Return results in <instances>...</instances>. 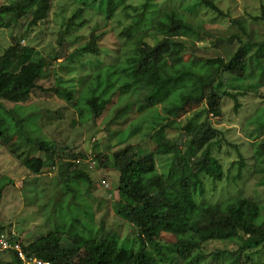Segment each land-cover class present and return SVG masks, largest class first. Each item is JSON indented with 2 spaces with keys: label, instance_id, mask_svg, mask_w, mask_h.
<instances>
[{
  "label": "clouds",
  "instance_id": "clouds-1",
  "mask_svg": "<svg viewBox=\"0 0 264 264\" xmlns=\"http://www.w3.org/2000/svg\"><path fill=\"white\" fill-rule=\"evenodd\" d=\"M49 2L48 16L12 31V41L5 33L0 47V75L13 77L0 87V264H95L88 247L126 236L143 239L148 264H234L231 252L241 264H264V223L254 221L264 217V120L248 123L264 111V0H111V18L93 0ZM32 49L51 62L53 77L25 99V69L39 60ZM124 60L123 75L135 78L119 89L110 71L112 100L130 118L152 108L160 119L141 122L121 143L115 125L74 105L82 93L100 105V69ZM178 85L176 104L167 103ZM161 149L163 170L147 182L128 175L132 200L118 197L126 162L151 165ZM141 197L178 205L177 239L159 255ZM227 235L235 240H209Z\"/></svg>",
  "mask_w": 264,
  "mask_h": 264
},
{
  "label": "trees",
  "instance_id": "trees-1",
  "mask_svg": "<svg viewBox=\"0 0 264 264\" xmlns=\"http://www.w3.org/2000/svg\"><path fill=\"white\" fill-rule=\"evenodd\" d=\"M93 3L97 5L98 10H102L108 15L106 18H111V0H93ZM51 11V4L49 0H7V2L3 5H0V30H13L16 28H24L27 30L28 28H32L35 26L36 21L38 19H43L44 17L48 16ZM32 14V19L31 21L28 20L29 14ZM76 16L74 14L73 19H75ZM164 23V21H162ZM174 31V30H173ZM27 32H25V35ZM99 40V36L96 38ZM14 40V38H13ZM35 49H32V55L35 56ZM135 57H128V60H133ZM235 59V57H233ZM44 61H39L34 64V66L31 69H25L26 72H29L32 74L31 79H27L25 83V91L21 92L20 95H22L24 98L29 97V93L33 92V89L37 88V83L38 80H40L42 77L39 73L40 68H45L46 65H44ZM123 65H120V64ZM183 63V61H182ZM116 65L114 68H109L107 67L105 69L104 74L99 73L98 77V92L99 95L104 96V99L102 103L98 106L92 105V103L87 99V96L82 93L81 95V101L79 104L83 103L81 105V108L83 107L84 112H89L91 109V116L90 118L93 121L98 120L105 112V105H110L112 103V97L115 96L117 93L111 91L108 89V81H109V76L108 73L110 71L113 72L112 75V81H119V89H124L128 87V81L129 79H134L135 77L132 76L131 73L129 75L125 76L123 75L124 73H128L129 70V63L124 60L123 62H116ZM185 67H189V64H185ZM5 68L8 67L7 62L4 65ZM133 67V71H137L135 66ZM177 70H179L180 65H177ZM102 72V71H101ZM45 73V72H44ZM12 80L13 77L12 75L5 71L3 72L2 75H0V87H8L12 85ZM108 89L107 95H105V90ZM119 89L117 91H119ZM134 91V89H133ZM182 88L178 85L176 88V91L173 93L172 96L168 98L167 103L169 104H176V101L179 99V96L181 94ZM56 93H59V88L55 89ZM213 96H216L217 93H213ZM66 99H71L72 94L68 93V95L65 97ZM207 103L210 104V106L215 109V101L212 100L211 97H209V100ZM177 107H182V105H176ZM99 107V111H96L95 108ZM147 111L153 110L152 108L145 109ZM144 111V110H143ZM116 120H126L128 115H123L121 113V109H119L117 112ZM187 114V113H185ZM215 115H219V112H215ZM122 115V116H121ZM256 117V116H255ZM160 117H158V120ZM156 119V122L158 121ZM254 119H250L249 123H254L255 121H252ZM259 120H264V112H262L260 115L257 117V121ZM136 127V126H134ZM134 127L132 130H134ZM2 134V133H0ZM132 135V132L128 134V137H123L122 133L119 135V141L121 143L125 142L127 139H129ZM44 146L41 145V148ZM132 145H128L126 148L122 149L121 151L123 152H128L131 149ZM262 148H264V145H261ZM168 154L166 152H163L161 149L160 154L153 159V163L151 165L148 164H143L141 165L139 161L135 162L136 163V169H132V164L133 161H127L125 168L126 171H124V177L121 178V184H123V188L119 187L120 191V196L131 201L132 196L129 194L128 191V186L127 184H124V178H126L128 175H133L135 178L136 176L139 177V181H150L153 180L154 177L157 175V166H156V159L157 158H165ZM34 163H38L40 167H43V161L40 160V158H36ZM143 169V170H141ZM192 183H196V178H192ZM139 195V193H137ZM147 194L145 193V196ZM143 200V207L141 208V212L144 213L147 217V220L145 223L149 225V228L146 230L148 231V237H149V242L152 241L153 238H155L158 243L156 245V251L157 254L159 255L161 249L168 248L173 245V241L177 239V236L174 233H178L179 229L178 227H175L178 224L179 220V215L177 212L178 205L172 204L169 205L166 200L163 201H158L154 202L150 198L149 199H144L141 197ZM240 207L243 206H238L237 211H240ZM192 212H197L198 210L193 208L190 209ZM254 221L257 224L264 223V217L254 214ZM158 230V231H157ZM168 236L169 238V243H163L162 238L163 236ZM209 240L211 241V244L213 247H216L218 245H224L225 243H231L232 241L235 240L234 235H227L224 237H216L213 239L212 237H209ZM252 243H258L257 241H252ZM134 245H138V248L133 249L127 248L120 246L119 243L116 240H110L108 241L107 244H105L103 241L95 247H88L86 251L84 252V256L88 257V259L93 260L95 264H128L129 260L132 259L133 256L136 257V261L133 262V264H148V260L145 258L146 253L143 251L144 248V241L143 239H136L134 241ZM103 249V251H100V249ZM79 251V249H73L72 252L75 253ZM225 251H230L229 249H225ZM232 256H235V262L234 264H241L240 262V257L236 255L235 252H231ZM82 264H87L86 261H82ZM186 264H192L190 260H186Z\"/></svg>",
  "mask_w": 264,
  "mask_h": 264
},
{
  "label": "rangeland",
  "instance_id": "rangeland-1",
  "mask_svg": "<svg viewBox=\"0 0 264 264\" xmlns=\"http://www.w3.org/2000/svg\"><path fill=\"white\" fill-rule=\"evenodd\" d=\"M6 2H7V0H4V2L0 3V5H3ZM19 29H21V28H16V29H13V30H5V29L4 30H0V47L3 46V40H4V37H5V33H8L7 39L9 41H12L14 37L11 35V32L12 31H17L18 32ZM24 29H25V27H24ZM106 36H107L106 32L105 33H101L100 36H99V40H103L104 37H106ZM114 43H118V42H114ZM35 56L39 57L38 62L39 61H44L45 62L44 65H48V64L51 63L50 61H46L42 56H40V53L37 52V51L35 52ZM120 62H123V61H120ZM194 63H195L194 61H189L187 64H189L190 68H193ZM116 65H118V64L115 63V66ZM120 65H123V64H120ZM106 68H107V66L102 67L100 69L99 73H103L104 74ZM52 77H53V73L48 72L47 68H46L43 77L40 80H38V83H37L38 85H37V88L35 90L37 92H45V90L47 88H49V83L48 82L52 80ZM40 81H42V82H40ZM35 96H36V94L33 92L32 96H29V97H27L25 99H32ZM36 98H39V97H36ZM45 98L48 99L49 97H47V95H45ZM80 101H81V96H80ZM79 102L77 104H75L74 107H77L79 109H83V107L81 108V105H83V103H81V105H80ZM110 105L111 106L106 109L107 112H108V115L105 116L103 114L98 120L102 119V122H103L104 126H106V127L110 126V125H115V129L113 130V135H116V133L118 132L119 135L122 133V136L125 137V138L128 137L129 133L133 132L132 129H133L134 126L139 125L141 122H143V124H145V125H150L152 123H155L156 119L158 120V117H160L158 110H151V111L144 110V111H141L139 113V115H137L134 119L130 118L128 116L126 118V120H124V121L123 120H116V116H115L117 114L116 112L119 109H121L120 106H119V100L112 101V103ZM262 112H264V111H257L254 115H252L251 119H254L252 121L256 122L258 115H260ZM123 115H126V114H123ZM248 123H249V120H248ZM244 126L246 127L247 124H245ZM119 135L116 137L118 140H119ZM164 159L165 158H157L156 159L157 170L158 169L163 170V168H164ZM102 178H103V180L106 181V177L101 176V180H102ZM116 192H117L118 197H121L120 196V191H119V186H117ZM65 206H67V202H66ZM114 240H116L119 243L120 246L127 247V248H130V249H133V247L135 249L138 248V245H134V241L135 240H133V239L127 237V236L123 237V238L116 237ZM161 242L168 244L169 243L168 236L164 235ZM219 246H222V245H219Z\"/></svg>",
  "mask_w": 264,
  "mask_h": 264
},
{
  "label": "built area",
  "instance_id": "built-area-1",
  "mask_svg": "<svg viewBox=\"0 0 264 264\" xmlns=\"http://www.w3.org/2000/svg\"><path fill=\"white\" fill-rule=\"evenodd\" d=\"M102 180H103V178H102Z\"/></svg>",
  "mask_w": 264,
  "mask_h": 264
}]
</instances>
